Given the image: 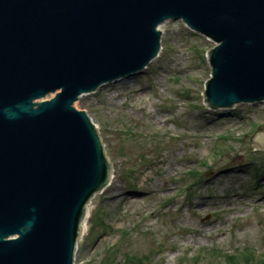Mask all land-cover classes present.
I'll list each match as a JSON object with an SVG mask.
<instances>
[{
	"label": "water",
	"instance_id": "water-1",
	"mask_svg": "<svg viewBox=\"0 0 264 264\" xmlns=\"http://www.w3.org/2000/svg\"><path fill=\"white\" fill-rule=\"evenodd\" d=\"M179 21L215 44L207 108L264 103V0H0V264H75L113 178L75 104L145 71Z\"/></svg>",
	"mask_w": 264,
	"mask_h": 264
},
{
	"label": "rangeland",
	"instance_id": "rangeland-1",
	"mask_svg": "<svg viewBox=\"0 0 264 264\" xmlns=\"http://www.w3.org/2000/svg\"><path fill=\"white\" fill-rule=\"evenodd\" d=\"M161 31L147 70L75 104L114 171L75 264H226L241 251L264 260V151L252 145L264 137V103L207 108L215 44L181 21Z\"/></svg>",
	"mask_w": 264,
	"mask_h": 264
},
{
	"label": "trees",
	"instance_id": "trees-1",
	"mask_svg": "<svg viewBox=\"0 0 264 264\" xmlns=\"http://www.w3.org/2000/svg\"><path fill=\"white\" fill-rule=\"evenodd\" d=\"M238 256H227L226 264H264V260L258 261L257 255L253 253H244L242 256V251L237 254ZM239 258H243L237 263ZM264 259V257H263Z\"/></svg>",
	"mask_w": 264,
	"mask_h": 264
},
{
	"label": "bare ground",
	"instance_id": "bare-ground-1",
	"mask_svg": "<svg viewBox=\"0 0 264 264\" xmlns=\"http://www.w3.org/2000/svg\"><path fill=\"white\" fill-rule=\"evenodd\" d=\"M115 106H111V108H114ZM260 138V137H259ZM229 175V172H224L221 176L223 177V178H226L227 176ZM230 198L231 199H233V198H235V195L233 194V193H231L230 194ZM229 198V199H230ZM126 200H128V199H126ZM198 207H200V204H194L193 205V208H198ZM85 230H86V226L85 227H83V233H85Z\"/></svg>",
	"mask_w": 264,
	"mask_h": 264
}]
</instances>
